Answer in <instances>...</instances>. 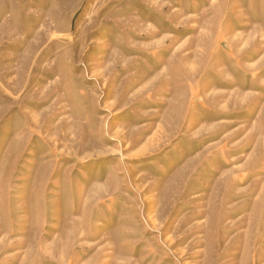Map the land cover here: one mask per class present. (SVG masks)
Here are the masks:
<instances>
[{
	"label": "rangeland",
	"instance_id": "obj_1",
	"mask_svg": "<svg viewBox=\"0 0 264 264\" xmlns=\"http://www.w3.org/2000/svg\"><path fill=\"white\" fill-rule=\"evenodd\" d=\"M0 264H264V0H0Z\"/></svg>",
	"mask_w": 264,
	"mask_h": 264
}]
</instances>
